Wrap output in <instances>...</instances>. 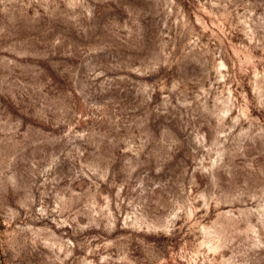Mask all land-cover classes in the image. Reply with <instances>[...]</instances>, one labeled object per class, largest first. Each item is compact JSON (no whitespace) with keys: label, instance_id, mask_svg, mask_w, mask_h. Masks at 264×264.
<instances>
[{"label":"rangeland","instance_id":"1","mask_svg":"<svg viewBox=\"0 0 264 264\" xmlns=\"http://www.w3.org/2000/svg\"><path fill=\"white\" fill-rule=\"evenodd\" d=\"M0 264H264V0H0Z\"/></svg>","mask_w":264,"mask_h":264}]
</instances>
